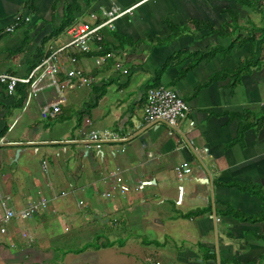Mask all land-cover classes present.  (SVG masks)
I'll return each instance as SVG.
<instances>
[{
  "label": "crops",
  "instance_id": "crops-1",
  "mask_svg": "<svg viewBox=\"0 0 264 264\" xmlns=\"http://www.w3.org/2000/svg\"><path fill=\"white\" fill-rule=\"evenodd\" d=\"M76 1L79 9L73 6ZM253 1L0 0V75L21 78L45 59L50 46L68 42L69 24L92 22V13L101 20L103 11L114 7H134L117 21L115 30L104 31L101 44L111 56L101 66L95 63L102 57L98 51L78 56L75 67L93 77V83L67 88L56 119L42 117L43 108L59 99L54 89L32 96L26 104L29 92L16 89L11 96L0 84V196H10L16 207L40 197L52 199L30 230L0 231L9 234L8 241L0 239V264H114L106 262L100 249L123 253L124 245L115 249V240L84 232L97 229L88 211L97 209L104 192L117 187L112 177L116 171L140 193L141 206L174 203L180 214L171 222L195 221L205 238L223 224L218 262L206 255L203 263L196 255L198 264H219L220 259L264 264V221L222 214L227 208L246 217L264 212V0ZM20 14L30 20L8 33ZM97 45L91 42L94 50ZM214 51L219 54L213 56ZM73 67L65 62L60 79L67 80L66 72ZM160 86L188 103L191 111L181 131L193 148L179 135H169L164 124L146 126L148 92ZM245 118L251 126L242 135ZM59 120V127L50 126ZM92 131H110L126 140L97 149L81 141ZM35 156L42 158L41 171L47 162L43 175L28 169ZM23 159L27 176L19 170ZM183 163L190 164L192 173L179 178L175 168ZM175 181L177 187L171 186ZM159 196L162 199L155 200ZM108 203L111 210L104 211V217L94 214L103 224L110 221L105 217L130 209L122 201ZM188 213L195 216L184 219ZM55 221L65 223L63 236L53 229ZM18 235L28 241L21 242ZM80 239L89 241L85 249L60 256V249ZM92 240L99 246L87 251ZM203 243L213 251L211 239ZM123 254L122 264H132V254Z\"/></svg>",
  "mask_w": 264,
  "mask_h": 264
},
{
  "label": "built area",
  "instance_id": "built-area-1",
  "mask_svg": "<svg viewBox=\"0 0 264 264\" xmlns=\"http://www.w3.org/2000/svg\"><path fill=\"white\" fill-rule=\"evenodd\" d=\"M134 7L128 9H120L118 7L103 11V19L99 20L96 14H91L92 22H77L72 24L67 29L69 40L60 47H49V53L45 59L27 76L17 77L9 74L0 75V84L7 87L9 95L13 96L18 85L25 84L30 86L29 95L26 99V104L31 100L32 96L48 90L54 89L59 99L52 104L46 105L42 110V117L44 119H56L61 114V105L66 103L64 91L67 88L75 89L78 87H88L93 83V77H88L85 72L75 67L78 63L79 55H90L93 51L101 53L104 48L101 43L104 42V31L115 30L116 23L123 17L132 14ZM29 21V17L18 15L12 26L7 28L8 33H13L22 22ZM95 41L98 45L94 50L91 42ZM111 56L110 53L97 58L96 65L101 66L106 59ZM65 62L74 66L66 72L67 80L60 79L59 75ZM121 64H117V68ZM126 73V72H125ZM190 107L188 103L174 90L160 86L151 89L147 96V105L145 107V121L146 126H154L164 124L169 129V135L177 134L183 138L185 142L191 146L186 135L182 133L181 126L188 119L190 114ZM126 140L118 134L110 131H92L88 138L81 140L83 143L94 145L97 149H101L102 145L109 142H119ZM191 148H193L191 146ZM47 162H43L44 170L47 169ZM175 173L179 178L192 173L189 163H183L175 168ZM119 171L113 173L112 177L116 180L119 192L122 195H127L130 192V187L124 183L123 178L119 176ZM211 183L213 184L212 177ZM141 185L139 189L145 187ZM106 199H112V192H104ZM52 199L48 197H40L39 199L29 200L23 207H16L10 196H0V208L2 214L0 215V224L7 225L15 221H25L33 219L36 215L49 209ZM83 204V203H81ZM216 218V217H215ZM219 222V220H217ZM1 233H7L5 227L1 228Z\"/></svg>",
  "mask_w": 264,
  "mask_h": 264
},
{
  "label": "rangeland",
  "instance_id": "rangeland-1",
  "mask_svg": "<svg viewBox=\"0 0 264 264\" xmlns=\"http://www.w3.org/2000/svg\"><path fill=\"white\" fill-rule=\"evenodd\" d=\"M50 126L59 127L60 120L52 122ZM28 166V169L34 174L38 173V175H43L44 172L47 171H41L42 158L40 156L33 157L29 161ZM19 170L22 174H24V176H27L24 167V159L21 162ZM177 184V181H175L174 183H172V185H170L177 187ZM116 188H114L112 192L111 200L114 202L122 201L123 205H125V207L129 206L130 209H127L123 212H116L112 215H109L108 217H105L110 221L107 224H103L99 219H96V216L94 214L104 217V211L111 210V208L108 203L109 199H106L104 197L98 198L97 209L95 207H91V209H89L88 211L90 214L91 222L97 225V229L94 230V232L85 231V235H94L93 238H95V236H102V238L106 241L111 239L109 240L110 242H113L115 240V249H122L125 247L126 249H123V253H126V255L130 253L132 254V264H198V262L194 260L196 255H200V259L203 261V263H205L207 261L205 260L206 255L208 256L209 253H211V247L206 246L203 242H207L210 239L215 245V256L218 257L217 248L220 244L219 237L222 233V223H218L213 228L212 233H207L208 235L205 238L204 235L200 234V227L197 226L195 221L193 222L192 220H188V222H185L184 224H182V220H179L178 222H171L173 217H176L177 214H180L178 207L174 203L166 201L164 204H158V202H155L151 204L150 208L143 207L140 204V193H136L134 191V188L130 187V192L127 195H122L119 192L118 187ZM132 199L134 201L130 203L129 200ZM161 199L162 197L160 196L159 199L155 198V200ZM87 207L90 206L87 204ZM39 214L30 220L15 221L7 225L0 224V230L2 227H5L6 229L8 228L11 232L30 230L29 226L31 224L39 222L41 220ZM47 217L48 219L52 218V216L49 214ZM159 221L162 222L163 225L158 226L157 224ZM64 226L65 223L61 225L57 221H55L53 229H55L58 235L63 236L65 234ZM116 234L118 236H116ZM73 235L74 234H72L71 230L68 236H70L71 238V236ZM8 236L9 234H0V239L8 241ZM17 237L21 240V242L28 241L26 239H22L20 235H18ZM88 242L89 241L87 240L80 239L76 240V244H71L68 247L65 245L66 248L64 247V249L59 250L60 256L63 257V255L67 251L74 253L78 250L85 249V246L89 244ZM132 242L134 243L130 245V243ZM91 244L94 245L89 247L87 251H91L93 248L99 246L98 241L95 240H92ZM118 244L122 246L124 245V247H121ZM51 247L52 249L54 248L53 250H55V246L52 245ZM100 250L105 253L104 258L106 259V262L109 261L114 264H122L125 262L123 258L119 257L120 254L124 255L123 253H117L111 248ZM11 251L15 252L14 249H11Z\"/></svg>",
  "mask_w": 264,
  "mask_h": 264
},
{
  "label": "trees",
  "instance_id": "trees-1",
  "mask_svg": "<svg viewBox=\"0 0 264 264\" xmlns=\"http://www.w3.org/2000/svg\"><path fill=\"white\" fill-rule=\"evenodd\" d=\"M237 1H239V3L240 4H243V5H251V4H254V1L253 0H237ZM73 6H75L76 7V9H79L78 8V5H77V1L73 4ZM69 9H71V8H69ZM68 9V10H69ZM72 13H73V11H72ZM71 12H69V15H71L72 14ZM72 16V15H71ZM74 24V23H73ZM72 24H69V27L71 26ZM233 25H237V19H235L234 18V20H233ZM197 29H200V24H197ZM172 28H175L176 29V26L175 27H173L172 26ZM227 28V27H226ZM175 31V30H174ZM174 37H175V35H174ZM104 48V47H103ZM110 49L107 47V48H104V50L101 52V53H99V56H103V55H106L107 53H110ZM92 54V53H91ZM217 54H219V52L218 51H214L213 52V56H216ZM47 56V55H46ZM46 56H45V58H46ZM194 56H197V54H195ZM201 58H204V56H202ZM240 72H243V69H241V70H239ZM239 73V72H238ZM19 86V85H18ZM20 86L22 87V88H20ZM19 87H17V89L18 90H21L22 92H23V94H28V92H29V90H30V88H29V85H20ZM20 88V89H19ZM6 90H7V87H6ZM243 121H242V126H241V134L243 135V133L246 131V129L249 127V126H251L250 125V123H249V121H248V119L246 120V118L245 119H242ZM246 122H247V124H246ZM262 198H263V200H264V195H262ZM209 212H212V209H210V210H205V211H201V214H203V213H209ZM221 214V213H220ZM222 214H224L225 216H230V215H233L236 219H238V220H242V221H247V222H250V221H253V222H262V221H264V212L263 213H261L260 215H257V216H248V217H246V216H242V215H240V213H236L235 211H233V210H228V208L225 210V211H223L222 212ZM193 216H195V214H193V213H188V214H185L184 216H183V218L184 219H190V218H192ZM262 239H264V236L262 237ZM210 250V249H209ZM208 256H212V258L214 259V261H216V256H215V250L213 249V251L211 250V253H209V255ZM212 258H210V259H212ZM217 262V261H216ZM233 260L232 261H227V260H223V259H220V264H240V263H238L237 261H234L233 263Z\"/></svg>",
  "mask_w": 264,
  "mask_h": 264
},
{
  "label": "water",
  "instance_id": "water-1",
  "mask_svg": "<svg viewBox=\"0 0 264 264\" xmlns=\"http://www.w3.org/2000/svg\"><path fill=\"white\" fill-rule=\"evenodd\" d=\"M18 157V156H17ZM207 182H209V179H207ZM160 222V221H159Z\"/></svg>",
  "mask_w": 264,
  "mask_h": 264
}]
</instances>
